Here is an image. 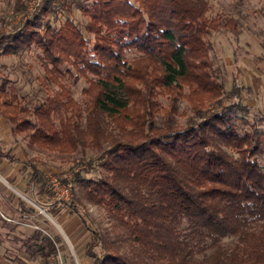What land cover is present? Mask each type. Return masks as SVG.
Instances as JSON below:
<instances>
[{"label": "trees", "instance_id": "1", "mask_svg": "<svg viewBox=\"0 0 264 264\" xmlns=\"http://www.w3.org/2000/svg\"><path fill=\"white\" fill-rule=\"evenodd\" d=\"M74 8L88 17L93 43L72 19ZM209 9L207 0H71L58 9L42 0L32 19L0 36V54L39 49L48 79L61 88L31 119L6 80L0 115L32 145L82 153L71 168L75 183L128 244L123 252L74 202L58 201L89 233L84 256L91 264H264V120L246 119L240 89L228 91L215 66L210 39L235 24ZM63 11L69 17L51 26L48 19ZM69 77L86 81L83 102L69 97L62 83ZM182 99L193 112L185 125L178 121ZM86 149L96 158L87 160ZM0 157L21 163L1 136ZM22 163L29 191L52 195L36 161ZM19 207L37 213L23 199ZM41 233L28 238V252L42 255L48 246L45 256L56 253Z\"/></svg>", "mask_w": 264, "mask_h": 264}, {"label": "rangeland", "instance_id": "2", "mask_svg": "<svg viewBox=\"0 0 264 264\" xmlns=\"http://www.w3.org/2000/svg\"><path fill=\"white\" fill-rule=\"evenodd\" d=\"M70 1L54 0V5L58 9L59 4ZM207 1L210 6V17H216L225 22L232 20L235 24V27L233 25L223 27L210 39L211 55L215 66L221 70L228 91L237 87L240 89L238 92L240 101L246 105L249 112L246 119L250 123L257 122L259 119L264 120V0H244L240 4L236 0ZM41 2L42 0H18V2L0 0V36L13 32L15 28L24 24L26 19H32L38 12ZM19 6H23L24 9H20ZM67 17H69L68 14L63 11L61 14L51 16L48 22L51 26L58 27ZM71 17L93 43L94 37L85 31L88 17L77 8H74ZM45 23L43 21L40 30H43ZM6 80L10 93L18 96L21 103L29 110V114L25 116L31 119H34L32 112L35 106L61 91L58 85L48 79L42 52L35 46L31 51H21L16 55L0 54V85ZM62 83L69 90V97L77 102H83L82 90L87 86L84 79L75 81L69 77ZM161 101L166 102L164 99ZM225 103L229 102L226 100ZM178 108V121L181 125H185L188 118L193 115L191 106L187 100L182 99ZM0 118H2L1 115ZM3 119L1 126L8 131L7 139L9 140L5 146L6 150H13L16 156H21L25 160H35L48 179L52 195L36 197L30 191L27 195L25 191L14 186L5 193L7 204L5 210L7 209V214L10 215V217L8 215L10 228H5L4 231L0 223V258L7 264H90L84 259V248L88 243L89 233L75 218L69 215L65 218L66 210L58 204L60 200L74 202L97 230L108 234L112 240L119 243L123 252L128 253V244L118 238L122 234L120 227L102 206L91 203L86 193L74 181V172L71 168L75 161L82 157V153L60 154L32 145L25 134L14 132V126L7 119ZM96 154V151L86 149L87 160L95 159ZM94 164L95 169L100 171L98 162ZM83 168L86 166H77L76 171L82 172ZM13 169L14 166L11 167L12 171ZM86 175L96 176L93 171ZM21 177L22 183L26 184L29 173L25 172L21 174ZM17 196L33 207L37 213L30 217H21L19 204L16 201ZM1 209L3 206H0ZM54 212L55 216L66 219L65 225L69 223L68 221H72L68 226L74 228L75 240L66 235L65 226L56 221L52 214ZM37 230L42 232V236L46 235L53 241L56 253L45 256L49 252L48 246L42 255L36 254L34 250H32L34 255L28 252L24 244ZM8 231L7 237L5 232ZM228 243L230 244L231 240L225 241V244Z\"/></svg>", "mask_w": 264, "mask_h": 264}, {"label": "crops", "instance_id": "3", "mask_svg": "<svg viewBox=\"0 0 264 264\" xmlns=\"http://www.w3.org/2000/svg\"><path fill=\"white\" fill-rule=\"evenodd\" d=\"M2 117V116H1ZM4 117L0 118V136L3 138V147L5 148L6 146V143L9 141L7 138H8V131H6L5 129H2V126H1V121ZM5 119V118H4ZM3 119V120H4ZM6 149V148H5ZM16 158L21 162V163H16V164H12L10 163L8 160L4 159V158H1L0 157V206H3V209L0 210V223H2V226L4 228V231H5V228H10V226H8V224L10 223V219H8V215L7 214V209L5 210L7 204H6V199H5V193L10 191L9 189H11L12 187L11 186H14L16 188H19L20 190H23L26 192V194L28 195V191L30 190L29 189V181H30V176L28 178V181L26 182V184H23L22 183V177H21V174L23 173H20L21 169L23 168V163L22 161L25 160L24 158H22L21 156H16ZM14 166V169L13 171L11 170V167ZM38 166V165H37ZM10 168V169H9ZM39 168V166H38ZM6 169H9L7 172H4ZM20 196V195H19ZM19 196H17L16 198V201L17 203L19 204ZM35 196V195H34ZM37 197V196H36ZM25 199V198H24ZM10 207V206H9ZM20 209V207H19ZM66 210V209H65ZM20 212V216L21 217H30L29 215L27 214H23L21 211ZM3 215H6L5 217ZM66 217H71V218H75V220H78L76 216L74 215H70L68 213V211L66 210ZM69 215V216H68ZM55 216V215H54ZM10 217V215H9ZM56 218V221L62 225V226H65L64 227V230H65V233L66 235L71 238L72 240H75L74 239V234H75V231H74V228L72 229V226H68L69 224L72 223V221H68L69 223L67 225L64 224V222L66 221V219H62V217L60 216H55ZM53 219V218H52ZM54 220V219H53ZM79 221V220H78ZM67 222V221H66ZM71 222V223H70ZM64 224V225H63ZM6 226V227H5ZM8 226V227H7ZM4 233V232H3ZM5 234H7V237L9 235V231L8 232H5ZM84 259L86 260L87 263L90 262L91 264V261L86 258L84 256ZM84 260V261H85ZM0 264H7L4 260H2L0 258Z\"/></svg>", "mask_w": 264, "mask_h": 264}, {"label": "built area", "instance_id": "4", "mask_svg": "<svg viewBox=\"0 0 264 264\" xmlns=\"http://www.w3.org/2000/svg\"><path fill=\"white\" fill-rule=\"evenodd\" d=\"M35 10H36V8L33 10V12H35ZM33 12H32V13H33ZM66 191H67V190H66Z\"/></svg>", "mask_w": 264, "mask_h": 264}]
</instances>
